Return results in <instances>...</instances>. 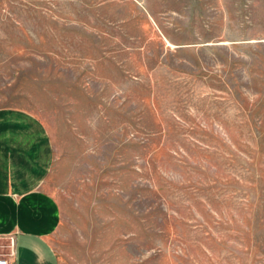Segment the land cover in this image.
I'll return each instance as SVG.
<instances>
[{"label":"rangeland","instance_id":"1","mask_svg":"<svg viewBox=\"0 0 264 264\" xmlns=\"http://www.w3.org/2000/svg\"><path fill=\"white\" fill-rule=\"evenodd\" d=\"M6 107L50 135L60 264H264V0H0Z\"/></svg>","mask_w":264,"mask_h":264},{"label":"crops","instance_id":"2","mask_svg":"<svg viewBox=\"0 0 264 264\" xmlns=\"http://www.w3.org/2000/svg\"><path fill=\"white\" fill-rule=\"evenodd\" d=\"M53 159L50 135L37 116L0 109V237L13 245V264H60L52 245L60 206L43 186Z\"/></svg>","mask_w":264,"mask_h":264},{"label":"built area","instance_id":"3","mask_svg":"<svg viewBox=\"0 0 264 264\" xmlns=\"http://www.w3.org/2000/svg\"><path fill=\"white\" fill-rule=\"evenodd\" d=\"M3 256H0V264H13L14 251L12 243L10 244V251Z\"/></svg>","mask_w":264,"mask_h":264}]
</instances>
